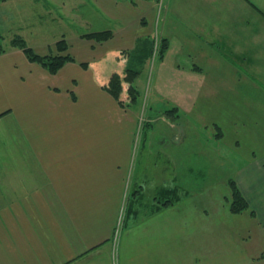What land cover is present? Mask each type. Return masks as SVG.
I'll use <instances>...</instances> for the list:
<instances>
[{
	"label": "crops",
	"instance_id": "crops-1",
	"mask_svg": "<svg viewBox=\"0 0 264 264\" xmlns=\"http://www.w3.org/2000/svg\"><path fill=\"white\" fill-rule=\"evenodd\" d=\"M44 1L51 12L59 7L56 0ZM64 3L59 16L72 31L61 36L68 39L76 61L51 73L19 48L0 53V264H188L189 254L181 247L185 206L164 207L127 222L116 261L113 233L127 178L132 173L129 199L139 207L147 183L157 184L151 188L156 202L169 184L181 186L180 173H174L179 161H213L207 154H215L216 161H241L236 171L248 196L250 181L264 186V0ZM32 16L26 21L42 19L41 14ZM103 30H111L112 38L96 42L83 37ZM34 31L35 44L30 45L43 53ZM164 40L167 48L159 58ZM47 42L45 49L52 43ZM146 46L154 50L145 51ZM148 52L143 62L138 59ZM153 64L159 87H178L175 97L170 90L166 96L160 88L157 95L149 90L151 102L164 97L176 108L157 116L177 128L174 135L169 128H157L170 135L159 141L162 159L144 153L160 136L155 137L156 127H144L138 140L143 97L142 106L139 100L130 104L126 92L117 98L106 89L114 74L127 77L129 65L140 71L132 83L141 91V75ZM147 106L152 110L150 101ZM149 110L144 114L150 116ZM190 119L199 120L210 135L202 139L200 130L203 146L198 151L194 140L198 147L188 157L186 141L196 132ZM213 139L215 146L222 143L220 156L218 144L205 147ZM222 151H227L225 157ZM144 158L158 168L154 179L148 172L139 178ZM213 254L209 261L218 263L219 255ZM251 259L250 254L231 255L228 264H251ZM194 262L202 263L198 257Z\"/></svg>",
	"mask_w": 264,
	"mask_h": 264
},
{
	"label": "rangeland",
	"instance_id": "rangeland-1",
	"mask_svg": "<svg viewBox=\"0 0 264 264\" xmlns=\"http://www.w3.org/2000/svg\"><path fill=\"white\" fill-rule=\"evenodd\" d=\"M36 1V2H35ZM0 0V31H2L5 39L4 44L7 46H10L11 39L16 34H21L25 38L31 37L29 39V44H35L33 41L35 34V29L37 32V42L40 46H43L44 48L42 51L43 53H48L53 50L56 40H59L62 33L72 31V29H68L66 26L68 24V21L66 18H60L61 13H63V9L61 7V3H66V0H56L58 3V6L56 11L54 10L51 12L49 9H52L45 3V1H38V0ZM36 3V4H35ZM41 3V4H38ZM64 3V4H65ZM59 10V11H58ZM61 11V12H60ZM56 12V13H55ZM65 12V11H64ZM53 13V15H52ZM39 15L41 14V20L37 21L36 23L32 21L34 19V16L32 15ZM51 15V16H49ZM60 15V16H59ZM53 16V17H52ZM26 21V18L31 19ZM65 17V16H64ZM9 18L10 20H7ZM70 24V22H69ZM27 29H30L27 31ZM34 29V30H33ZM22 30V31H20ZM25 30V31H24ZM71 34V33H70ZM69 35V33L67 34ZM29 36V37H27ZM58 36V37H57ZM58 38V39H57ZM51 43L50 47L45 49L44 44L45 42ZM51 41V42H50ZM71 42L73 44V50L77 48L76 42L71 38ZM96 52L91 51L90 57L96 58L94 56L96 55ZM81 55L78 53L77 58H81ZM87 56H89V52L87 53ZM155 64V63H154ZM149 65L148 69L146 68L144 72L142 73V78L140 80L139 88L140 91V98L138 99L140 102V99L142 101H145V107L143 106V110L140 113L139 117V132H138V140H140V137L144 133L145 127L154 126L156 127L155 137L156 141L154 142L153 148L150 147L146 153V157H154L156 156L158 159H162L161 156V150L160 149V140H167V136H165L162 133L158 131L162 127L169 128L170 132L174 135L177 132V128L171 127V123L169 121L166 122V119L162 118L159 119L157 116L159 114V111L170 109L171 106L168 105L167 98L160 97L156 102H151L149 95V90H153L152 93L156 94V90L161 89V91L167 95V91L170 90L169 96L175 97V94H177L178 87L176 85H170L166 86H158L157 83V74H156V65ZM141 86V87H140ZM165 92H164V90ZM175 89L174 93L173 90ZM162 95V94H161ZM148 97V100L145 99ZM152 97V96H151ZM137 100V102H138ZM147 101H150L151 105H153L152 110L148 109ZM136 103V102H135ZM153 103V104H152ZM140 106L141 102L139 103ZM152 107V106H151ZM151 109V108H150ZM157 110L158 112L155 113L154 110ZM151 112V117L149 115L144 114L146 111ZM172 114V112H169ZM177 118V117H175ZM173 123H177L172 120ZM188 123L191 124V127L193 131H196L195 133L192 132L190 135L189 140L186 141L187 143V152L188 157L192 154L193 149H196L198 146L193 147L195 144L194 140H197L199 143L198 151L201 148L202 144L199 141V132L200 130H203V136L202 139H208L207 136L210 135L209 128H206L205 126L200 125V121L197 119H190ZM196 127V129H195ZM158 128V129H157ZM147 131H154V129L150 128ZM150 132L147 135H151ZM182 132V130H181ZM196 134V135H195ZM217 134L212 133V137L215 138ZM170 136V135H169ZM168 136V140H169ZM196 136V137H195ZM221 135H218V139ZM214 139L205 146L207 148H211V146H215ZM221 141V140H219ZM138 143V142H137ZM167 143V141L165 142ZM207 143V142H206ZM218 148L220 150L221 155V148L222 143L217 142ZM217 144L215 147H217ZM137 145V144H136ZM166 145V144H165ZM164 146H162L163 148ZM168 145H166V148ZM164 148V149H166ZM204 149V147H203ZM178 152V150H176ZM195 151V150H194ZM149 152V153H148ZM136 151L134 152V154ZM211 154V153H210ZM227 154V151H222V157H225ZM207 154L208 160L213 161H179L178 171H174V173L178 174L180 173L181 177V186L180 188V195H178L175 198V203H171L170 205L166 207H170L172 209H179L181 207H187L184 210L188 211V215L186 216L185 223L187 228L182 230V234L184 236L182 237V244L181 247L183 250H185L186 247V253L188 258V264H228L229 258H231V255H239V254H250L251 256V264H264V186L258 187L256 186L260 182L256 181L254 182L250 181L251 183V194H246L245 189L240 185V180L238 179V173L239 171H236L237 168H239V163L241 161H225L223 158L220 159V161H216L217 155L215 154ZM216 156V157H215ZM218 156V157H219ZM187 157V158H188ZM18 156H15V159L17 160ZM144 158V161H142L143 166L141 165L139 167L140 176L139 178L143 177L145 173L148 172V175H151V177L154 179L156 177V174H158L157 167H153L152 162L147 161ZM205 159V157H202ZM138 160H136L137 162ZM141 162V161H139ZM147 162V169H144V165ZM150 162V163H149ZM248 163V161H242ZM254 162V161H252ZM132 164H135L134 161L131 162ZM153 167V170H152ZM156 169V170H155ZM200 170H204V174H200ZM208 171V172H207ZM138 172V173H139ZM213 173V174H212ZM212 174V175H211ZM179 175H177L178 177ZM133 177L132 173L127 178V183L124 189V200L123 204L120 208L116 224L114 227V233H113V239L114 243L117 244L114 248L117 250L114 251L113 255L114 258H117L116 261H118V251L120 247V241L122 237L124 236L125 229H127V222H135L137 219L141 220L146 217H150L154 213L159 212V206L156 202L153 200V195L155 192V188L157 184H150L147 183L143 193L145 194V197L140 201L139 207L135 206V208H132L133 210L137 211L138 213H135L134 211L130 212L129 215L127 214L128 208H129V198H130V182L131 178ZM168 177V176H167ZM170 179L173 177L172 175H169ZM172 180V179H171ZM231 180L235 181V183L238 186L239 191L242 193V195L247 200L249 207L241 212V213H234L231 210L232 205V199H233V191H232V183H229ZM213 184V187H212ZM169 188H174L173 184H169ZM166 188V187H165ZM262 191V192H261ZM178 198V199H177ZM199 200L196 202L195 200ZM177 199V200H176ZM143 202L144 204H142ZM212 202L213 206L211 205L209 208L207 207V203ZM181 203V204H180ZM209 204V203H208ZM165 207V208H166ZM203 207V209H202ZM202 211V213L200 212ZM204 211V212H203ZM207 212V213H205ZM187 214V213H186ZM155 215V214H154ZM201 221L203 222L202 225H200ZM201 226V227H200ZM200 228V229H198ZM198 229V230H197ZM214 253V254H213ZM213 255H219L218 263L214 259L213 256V262L211 263L209 259ZM198 257L200 259V262L195 263L194 259ZM203 260V261H202ZM176 264V263H175ZM242 264V263H240Z\"/></svg>",
	"mask_w": 264,
	"mask_h": 264
},
{
	"label": "trees",
	"instance_id": "trees-1",
	"mask_svg": "<svg viewBox=\"0 0 264 264\" xmlns=\"http://www.w3.org/2000/svg\"><path fill=\"white\" fill-rule=\"evenodd\" d=\"M113 32L111 30H103V31H93L83 34L84 38L94 40L96 42H103L106 40H109L112 38ZM4 35L2 31H0V53H4L7 51L8 47L4 44ZM10 45L12 47L19 48L23 50L25 55L30 61L37 62L41 64L44 68H46L51 73H57L66 63L76 61L75 56L70 52V43L66 37H60L59 40H56L53 50L51 49L48 53H40L36 51L29 43L28 40L22 36L21 34H16L10 41ZM151 47V46H150ZM148 46L144 47L145 51H149ZM167 48V43L165 40L162 43V46L158 49L159 54L158 57L162 58L163 53ZM154 50V47L150 48V51L152 52ZM149 53V52H148ZM147 53V54H148ZM138 55V59L143 62L146 56H150L151 53L148 55ZM137 56V55H136ZM83 66H89V61L81 62ZM137 72L139 73V69H134L131 66H127V77H125L124 80L120 79V76L118 73L114 74L109 81V83L106 85V89H108L110 92L116 95L117 98H120V95L122 92H126L130 101V104H133L137 102L140 91L139 89L133 85L132 79L136 76ZM127 87L123 86V83H127ZM120 103L122 105H125V103L120 100ZM176 108H171V110H174ZM145 126H143L144 128ZM229 183H232V191H233V199H232V205L231 210L234 213H241L245 211L249 204L245 197L242 195V193L239 191L237 184L235 181L231 180ZM180 186H175L174 188H165L163 189V193L161 196H158V206L159 209L164 208L171 203H175V198L180 195ZM178 194V195H177ZM174 199V200H173ZM178 199V198H177ZM176 199V200H177ZM134 205V204H133ZM132 208H135V206H132L131 199H129V208L127 214L129 215L130 212L134 211L135 213H138L137 211L133 210Z\"/></svg>",
	"mask_w": 264,
	"mask_h": 264
}]
</instances>
